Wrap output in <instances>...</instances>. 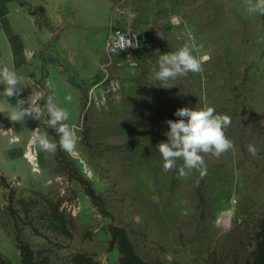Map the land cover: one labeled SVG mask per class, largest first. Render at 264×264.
I'll return each mask as SVG.
<instances>
[{
	"label": "rangeland",
	"instance_id": "374dc122",
	"mask_svg": "<svg viewBox=\"0 0 264 264\" xmlns=\"http://www.w3.org/2000/svg\"><path fill=\"white\" fill-rule=\"evenodd\" d=\"M21 10L35 23L21 18ZM117 28L145 29L149 42L132 58L109 54L105 42ZM189 33L210 59L202 73L164 88L152 69ZM4 66L22 77L20 99L32 95L43 105L53 96L80 137L71 154L46 153L30 140L37 130L59 141L47 115L14 122L0 112L6 264H24L21 241L37 264H77V254L119 264L112 225L127 231L147 263L254 259L264 219V16L249 15L245 0H0ZM16 100L0 96V108L10 111ZM205 105L231 118L224 131L234 149L219 158L204 155L203 177L193 170L180 178L182 160L165 172L156 149L167 142L165 121L180 119L179 108ZM249 144L258 150L255 158ZM28 150L36 155L32 162Z\"/></svg>",
	"mask_w": 264,
	"mask_h": 264
},
{
	"label": "clouds",
	"instance_id": "9594fccd",
	"mask_svg": "<svg viewBox=\"0 0 264 264\" xmlns=\"http://www.w3.org/2000/svg\"><path fill=\"white\" fill-rule=\"evenodd\" d=\"M245 9L249 15L264 16V0H245ZM203 45H198L195 37L189 33L188 42L175 52H167L159 56L157 66L152 69L155 80L161 82V86L169 88L170 80L187 76L190 72L194 74L203 72V63L210 59L208 55H201ZM22 77L16 71L7 66L0 67V91L2 97H16V104L7 108H0L14 122H23L26 117L40 120L47 115V125L58 135L59 141L49 138L47 133L35 134L30 143L38 147L40 151L55 153L59 147L64 152L71 154L77 149L80 137L73 125L68 123L70 113L66 108L59 106L53 96H48L43 105L35 102L33 96L27 99H20L22 91ZM65 99L71 102L72 97L68 95ZM27 105V107H25ZM178 120H166L169 131L164 135L167 142L161 141L156 146L164 161L165 172L175 168L177 160H182L178 169L179 177H188L193 170L199 171L200 176L206 175L204 155L211 154L219 158L225 152L234 149L233 142L225 135V129L230 126L231 118L225 114H217L211 106L191 109L188 107L179 108L174 112ZM187 118L185 120L184 118ZM249 154L255 158L257 148L253 144L248 146ZM171 259V256H166Z\"/></svg>",
	"mask_w": 264,
	"mask_h": 264
},
{
	"label": "trees",
	"instance_id": "16d2710c",
	"mask_svg": "<svg viewBox=\"0 0 264 264\" xmlns=\"http://www.w3.org/2000/svg\"><path fill=\"white\" fill-rule=\"evenodd\" d=\"M54 133H56L54 131ZM59 148V147H58ZM87 193L90 194L94 199H98V195L96 194L94 188L88 185ZM55 215L58 213L55 211ZM57 217L60 221H63L64 218L62 215H58ZM112 233V243L116 244L121 252L120 263L119 264H153L145 262L135 251L134 246L128 236L127 231L119 226L112 225L111 226ZM261 240L259 241L257 250L255 252L254 259L248 264H264V219L262 222V230L260 232ZM20 248L23 254V262L24 264H37L35 260L34 251L27 243L21 241ZM77 264H98L92 258L84 255L77 254L76 255ZM0 264H6L4 259L0 258ZM161 264V263H160Z\"/></svg>",
	"mask_w": 264,
	"mask_h": 264
},
{
	"label": "built area",
	"instance_id": "2783aa9c",
	"mask_svg": "<svg viewBox=\"0 0 264 264\" xmlns=\"http://www.w3.org/2000/svg\"><path fill=\"white\" fill-rule=\"evenodd\" d=\"M149 42V33L145 29H121L111 32L105 42L109 54H120L132 58L134 54Z\"/></svg>",
	"mask_w": 264,
	"mask_h": 264
},
{
	"label": "crops",
	"instance_id": "0c3cea01",
	"mask_svg": "<svg viewBox=\"0 0 264 264\" xmlns=\"http://www.w3.org/2000/svg\"><path fill=\"white\" fill-rule=\"evenodd\" d=\"M61 11H63L62 8H61ZM20 12L22 13V14H20L21 18H23V19L26 18L27 20L31 21L32 23H35L36 19L34 18V16L32 14H27L26 12H24V10H21Z\"/></svg>",
	"mask_w": 264,
	"mask_h": 264
},
{
	"label": "bare ground",
	"instance_id": "6f19581e",
	"mask_svg": "<svg viewBox=\"0 0 264 264\" xmlns=\"http://www.w3.org/2000/svg\"><path fill=\"white\" fill-rule=\"evenodd\" d=\"M27 156L30 157L29 159L31 162L36 159V155H35L34 151H32V150H28Z\"/></svg>",
	"mask_w": 264,
	"mask_h": 264
}]
</instances>
